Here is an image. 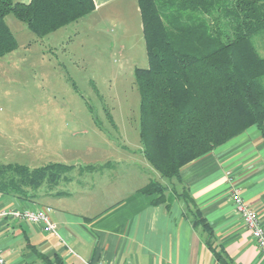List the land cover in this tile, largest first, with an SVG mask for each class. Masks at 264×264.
I'll return each mask as SVG.
<instances>
[{"label": "trees", "instance_id": "1", "mask_svg": "<svg viewBox=\"0 0 264 264\" xmlns=\"http://www.w3.org/2000/svg\"><path fill=\"white\" fill-rule=\"evenodd\" d=\"M139 7L150 63L135 72L142 152L174 184L182 166L248 127L257 125L264 135V56L254 42L264 32V0H139ZM95 8L94 0H0V57L18 46L8 14L43 38ZM72 167L1 162L0 191L33 200L42 186L52 190L72 179ZM169 188L157 180L141 190L163 202ZM195 221L222 263L233 264L198 209ZM56 264H63L59 256Z\"/></svg>", "mask_w": 264, "mask_h": 264}, {"label": "crops", "instance_id": "2", "mask_svg": "<svg viewBox=\"0 0 264 264\" xmlns=\"http://www.w3.org/2000/svg\"><path fill=\"white\" fill-rule=\"evenodd\" d=\"M94 1L92 15L120 2ZM22 155L20 162L6 160L8 157L0 162L40 167L34 164L35 155L28 151ZM122 163L128 170L117 176L124 180L114 183L104 178L91 192L74 193L73 188L61 187L62 181L52 190L46 186L40 193L38 189L33 200L0 191V241L5 264H56L58 256L63 264H223L205 241L202 225L195 221L197 209L211 224L217 246L233 264H264L257 240L231 192L233 186L241 189L264 226V135L257 125L182 166L180 180L174 181L175 187L168 184L163 202H155L156 195L142 192L147 182H138L136 161ZM105 165L115 166L113 162ZM64 181L71 185L74 178ZM185 189L192 199L190 207L187 193L178 194ZM44 206L52 208L56 232L42 223L3 214Z\"/></svg>", "mask_w": 264, "mask_h": 264}, {"label": "rangeland", "instance_id": "3", "mask_svg": "<svg viewBox=\"0 0 264 264\" xmlns=\"http://www.w3.org/2000/svg\"><path fill=\"white\" fill-rule=\"evenodd\" d=\"M116 4L43 38L6 16L18 46L0 57V159L20 162L28 151L37 166L72 165L73 183L60 184L74 193L124 180L123 161H136L138 182L174 185L140 150L135 72L150 63L139 0ZM254 42L264 56V32Z\"/></svg>", "mask_w": 264, "mask_h": 264}, {"label": "built area", "instance_id": "4", "mask_svg": "<svg viewBox=\"0 0 264 264\" xmlns=\"http://www.w3.org/2000/svg\"><path fill=\"white\" fill-rule=\"evenodd\" d=\"M232 197L235 201L236 207L240 214L242 215L246 226L253 233L254 237L257 240V243L260 247V251L264 257V226L261 224L260 215L258 210L252 208L244 199L241 189L237 186H233L231 189ZM52 208L49 206H44L36 210H11L3 211V214H12L21 219L33 222V223H42L46 229L56 232L57 227L53 222L50 212ZM0 264H5V257L3 254V249L1 247L0 241ZM94 264H106L104 262H98Z\"/></svg>", "mask_w": 264, "mask_h": 264}]
</instances>
